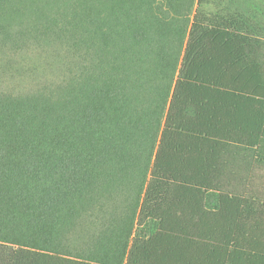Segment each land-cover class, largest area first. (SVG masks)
<instances>
[{
    "label": "trees",
    "instance_id": "obj_1",
    "mask_svg": "<svg viewBox=\"0 0 264 264\" xmlns=\"http://www.w3.org/2000/svg\"><path fill=\"white\" fill-rule=\"evenodd\" d=\"M54 69L0 93V264H264V0H0V77Z\"/></svg>",
    "mask_w": 264,
    "mask_h": 264
},
{
    "label": "rangeland",
    "instance_id": "obj_2",
    "mask_svg": "<svg viewBox=\"0 0 264 264\" xmlns=\"http://www.w3.org/2000/svg\"><path fill=\"white\" fill-rule=\"evenodd\" d=\"M34 56L35 54L27 56L26 53V63H28L26 57L31 58V62L43 59ZM24 72L25 74H20L14 80L8 76L0 77V93L31 94L42 86L51 85L58 80L56 69L41 73L37 71L35 74L33 71L30 75L25 70ZM232 138L236 140L238 146L233 153L234 171L238 179L235 181V186L245 188L252 175L264 174V103L252 100L234 101Z\"/></svg>",
    "mask_w": 264,
    "mask_h": 264
}]
</instances>
